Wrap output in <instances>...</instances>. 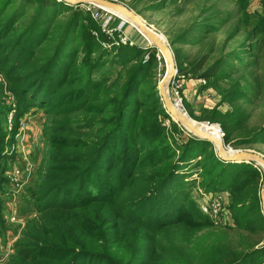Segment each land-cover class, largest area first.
I'll use <instances>...</instances> for the list:
<instances>
[{
	"label": "trees",
	"instance_id": "trees-1",
	"mask_svg": "<svg viewBox=\"0 0 264 264\" xmlns=\"http://www.w3.org/2000/svg\"><path fill=\"white\" fill-rule=\"evenodd\" d=\"M31 1L41 5L37 15L44 5L51 8L57 2ZM237 2L244 4L246 0ZM261 2L264 7V0ZM58 3L72 7L74 12L79 7ZM134 9L138 13L146 10ZM214 17L201 21L198 38L186 39L190 28H178L176 22L164 34L178 75L226 85L217 94L228 109L221 112L216 106L206 113L205 120L219 125L225 145L250 146L264 131V122L251 124V113L245 112L240 102L238 81L232 79L237 72L227 64L236 51L228 50L229 45L241 30L219 37L228 22L218 26L211 21ZM85 18L92 27L89 17ZM37 22L26 27L25 34L36 48L44 34ZM15 30L18 26L11 27L12 32ZM72 30L80 33L79 43L86 38L96 41L91 33L80 32V26ZM98 41L101 45L110 43L101 35ZM69 42L64 38L54 49H33L41 54L37 66L30 56L32 50L28 56L15 58L11 50L19 40L6 45L0 42V69L11 83L9 90L19 109L51 110L50 116L80 115L77 121L56 119L52 128L43 127L48 149L30 189L33 214L25 221L21 240L13 243L12 253L1 264H261L264 216L260 190L264 171L253 162L225 163L218 157L203 158L214 149L213 144L187 134L181 135L177 139L180 144L167 152L147 150L145 141L152 136L146 135L138 119L126 116L130 112L126 94L137 66L125 67L134 63L136 56L128 57L114 78H105L84 91L76 107L71 101L57 100V94L71 83L70 53L67 50V57L62 53ZM124 55L118 52V57ZM81 64L86 65L87 60ZM84 71L79 74L82 76ZM151 89L149 96L141 100L139 113L151 103L159 106L155 86ZM63 105L70 109L60 110ZM170 126L175 135L182 134L173 121ZM8 144L0 133V195L7 181L5 163L14 159V154L4 153ZM188 161L194 162V168H204L202 187H206L208 198L226 192L231 224H220L201 213L199 199L203 195L192 191L195 181L189 167L183 171ZM210 163L221 167L217 174L211 172ZM239 164L243 169L232 173L231 181L227 178L228 168Z\"/></svg>",
	"mask_w": 264,
	"mask_h": 264
},
{
	"label": "rangeland",
	"instance_id": "rangeland-1",
	"mask_svg": "<svg viewBox=\"0 0 264 264\" xmlns=\"http://www.w3.org/2000/svg\"><path fill=\"white\" fill-rule=\"evenodd\" d=\"M109 1L127 7L131 13L139 17L145 25L166 39V41L167 38L164 32L168 26L175 22L178 28L183 30L190 28L191 33L187 35L186 39L198 38L203 26L201 21L205 17L212 18V16H215L214 18L216 19H211V21H216L218 26L222 22H228L224 25L219 37H223L226 33H236L240 29V33H236V38L230 43L228 48V50L236 49L235 57L228 59L227 64L231 70L237 72L232 76V79L238 81V88L241 94V97H239L240 102L243 110L251 113V124L258 125L264 122V7L260 0H246L244 4L238 3L237 0ZM52 2L54 3V1ZM58 2H55V7L52 6L51 8L44 5L42 12L37 15V9L41 6L38 4L39 2L33 3L31 0H0L1 45H6V43L13 42L15 39L19 40V43L12 46L11 50L15 58H18L21 55L28 56L31 50L33 51V49H37L40 46H53L54 49V46L59 41H63L64 38L69 39L71 43H68L62 53L66 55L67 50L70 53L68 58H70L69 61L72 64L69 67L70 76L68 81L71 83L57 94V100L61 98L65 102L71 101L73 108L78 105L75 103L79 102L84 96V91L93 89L96 84L105 78H114L117 72L122 69L125 60L128 57L136 56V61L125 67L137 66V72L131 78L126 94L130 109L126 116L128 119H138L146 135L152 136L151 139L145 141L148 146L147 150L154 153L167 152L170 147H176L180 144L177 139L181 135L187 134L190 137V134L181 128L179 124L177 125L182 130V134L179 137L175 135L173 128L170 126L172 120L165 112L161 101L159 106L151 103L148 108L139 113L141 100L149 96L152 86H155V94L160 99L158 84L165 70L169 68V64L156 48L146 38H143L134 26L124 22L126 19L122 16L112 15L92 5L79 6L76 8L77 11L74 12L72 7L64 8ZM134 8H146V10L144 9L143 11L141 9L143 12L138 13ZM150 8L156 9L149 10ZM85 16H88L91 20L92 27H90ZM34 20L38 21L37 24H40V28L44 31L37 48L25 37L26 27L28 28ZM58 22L62 24V27L58 25ZM12 26H18V30L12 32ZM75 26H80V32L84 34L87 32L91 33L90 35L96 41H90L86 38L79 43L77 36L80 33L72 30ZM46 32L48 33L47 35H45ZM100 35L108 39L110 43L101 45L100 41H98ZM119 51L125 53L123 58L118 57ZM31 53L30 56L34 57L33 64L37 66L36 60L41 58V54L35 50ZM50 53L52 54L53 50ZM83 60H87L86 65L81 64ZM7 68L8 65L4 67V69ZM83 70L85 71L81 76L79 72ZM225 71H227V68H225ZM85 76L86 79L84 78ZM9 86H11V83L4 79L0 69V133H3L5 139L9 140V144L4 147V153L14 154V159L5 163L7 171L4 177L7 181L2 186L0 195V207L2 210L0 214V231L3 234V238L9 236L11 237L10 240L13 239L11 244L12 253L13 243L21 240L20 233L25 221L33 214L30 189L35 182L34 173L43 158L44 152L48 149V145L45 144L46 140L43 138V127L52 128L51 124L56 119L68 118L69 120L77 121L80 115L75 114L64 117V115L59 113L56 116H50L48 112L51 113V110L42 111L44 109L33 108L25 111L24 109H19L15 98L9 90ZM224 86L226 85H222V82L185 79L181 74H177V69L175 68V72L167 84V97L171 104L177 105L195 122V126L211 127L215 125L213 127H219L218 124L208 122L205 118L207 117L206 113L216 106L221 112L228 109L225 103L221 104V97L217 94L221 88H225ZM67 109L70 108H67L66 105L60 108L63 111ZM162 111L166 116H162ZM67 112L69 113L70 111ZM219 135L221 141H223V133L220 129L217 130L216 138ZM260 139H263V141ZM255 140L252 145L246 147L234 148L224 143L223 145L226 151L228 149L248 151L264 159V131L257 134ZM213 147L214 149L209 151V155L205 153L203 158L210 156L212 159H217V148L214 145ZM193 165L194 162L188 161L183 169L184 172H187L186 170L189 167L192 173L191 179L195 181L192 191L201 193L204 198L208 197V194L204 193L206 187H202L204 168L198 165L194 168L192 167ZM220 168V166L210 163V169L213 174H217ZM240 169H243L240 164L229 167L227 178H231L232 181V173ZM16 172L19 174L16 175L17 182L15 184L12 179ZM262 188H264V180ZM225 193H215V195L220 196ZM218 200L221 201V199ZM224 200L225 203H222L221 207L227 205L226 198ZM12 217H14L15 221L10 220ZM229 219L230 223H228L231 224V216ZM4 241L8 244L6 239ZM6 247L4 246V248ZM260 263L264 264V254Z\"/></svg>",
	"mask_w": 264,
	"mask_h": 264
},
{
	"label": "water",
	"instance_id": "water-1",
	"mask_svg": "<svg viewBox=\"0 0 264 264\" xmlns=\"http://www.w3.org/2000/svg\"><path fill=\"white\" fill-rule=\"evenodd\" d=\"M57 1L62 2L68 6L92 5L104 11H107L112 15H119L126 18V21L124 22H128L129 24L134 26L137 32L143 38H146L147 41L150 44H152L154 48H156V50L162 55V57L170 65L172 72L170 74H165L162 77V79L158 84V88H159L160 100L163 103L165 112L168 114L171 120L174 123L179 124L181 128L185 129L190 134L191 137L203 141H208L211 144H213L217 148V157L219 158V160L225 163L253 162L258 167L264 170V159L262 157L248 151H239V150H231V149H228L226 151L223 145V141L216 142L213 139H211L209 135L198 130L195 126H193L192 122L194 121H192L187 115L184 117L181 116L180 114L181 109L179 107L174 108L173 104L170 103L167 97V85L166 87L163 86L165 82H167L168 84V82L171 80L172 75L175 72V68H176L173 58V52L171 50V45L166 41V39L162 37L160 38L159 35L156 34L150 27L145 25L139 17L131 13V11L127 7L109 0H57ZM217 128L218 130L220 129L219 127ZM260 200H261V210L264 216V188L260 190Z\"/></svg>",
	"mask_w": 264,
	"mask_h": 264
},
{
	"label": "built area",
	"instance_id": "built-area-1",
	"mask_svg": "<svg viewBox=\"0 0 264 264\" xmlns=\"http://www.w3.org/2000/svg\"><path fill=\"white\" fill-rule=\"evenodd\" d=\"M17 173L15 174L14 178L12 179L13 182H17ZM225 195H220V196H216L213 198H208V197H203L201 199V213L213 220H215L216 222L220 223V224H229V217H230V213L228 210V206L223 205L221 207V204L224 203L223 199L225 198ZM218 199H221L218 200ZM10 220L15 221L14 217H12ZM8 242L7 249L6 250H1L0 249V263H2L11 253V244L13 242L12 240H6ZM3 240L0 238V248H2L1 246H3Z\"/></svg>",
	"mask_w": 264,
	"mask_h": 264
},
{
	"label": "bare ground",
	"instance_id": "bare-ground-1",
	"mask_svg": "<svg viewBox=\"0 0 264 264\" xmlns=\"http://www.w3.org/2000/svg\"><path fill=\"white\" fill-rule=\"evenodd\" d=\"M124 18V17H123ZM126 19V18H125ZM160 38H161V36H159ZM161 41H162V39H161ZM152 45V44H151ZM169 64V63H168ZM172 71H171V68H170V65H169V68L167 69V70H165V73L163 74V76L165 75V74H170ZM166 85H167V82H165V84H163V86H165L166 87ZM174 106V108H178V106L177 105H173ZM180 114H181V116H186V114L181 110V112H180ZM195 122H192V125L193 126H195V124H194ZM213 126H215V125H213ZM213 126H211V127H208V126H203V125H197V126H195L198 130H200V131H202V132H204V133H206L207 135H209V137L211 138V139H213L214 141H216V142H220L221 141V139H220V135H219V137L218 138H216V136H217V130H218V128H216V127H213ZM218 134H219V132H218Z\"/></svg>",
	"mask_w": 264,
	"mask_h": 264
},
{
	"label": "crops",
	"instance_id": "crops-1",
	"mask_svg": "<svg viewBox=\"0 0 264 264\" xmlns=\"http://www.w3.org/2000/svg\"><path fill=\"white\" fill-rule=\"evenodd\" d=\"M260 1H261V0H260ZM225 198H226V197H225ZM201 199H202V198H200L199 201H201ZM226 201H227V199H226ZM224 203H225V200H224ZM229 220H230V219H229ZM229 223H230V222H229ZM1 238H2V240H3L4 243H3V246H1L2 248H0V249H1V250H6L7 247H6V243H5L4 239H6V240H10L11 237L7 236V237H4V238L1 237ZM4 246H5L6 248H4Z\"/></svg>",
	"mask_w": 264,
	"mask_h": 264
}]
</instances>
